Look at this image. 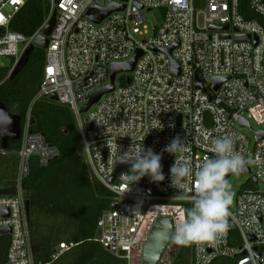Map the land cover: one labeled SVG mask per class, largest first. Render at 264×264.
<instances>
[{
    "label": "built area",
    "instance_id": "2783aa9c",
    "mask_svg": "<svg viewBox=\"0 0 264 264\" xmlns=\"http://www.w3.org/2000/svg\"><path fill=\"white\" fill-rule=\"evenodd\" d=\"M25 1L0 0V68L7 70V77L53 11L56 19L44 49L42 81L21 123L14 194L0 195V229L10 230L2 264H36L23 181L31 158L46 167L59 156L58 149L31 128L32 104L50 94L73 113L87 173L109 190L111 205L116 204L99 216L94 240L127 264H142V247L157 217H172L176 232V219L186 220L185 204L193 206L194 179L185 181L184 188L171 185L175 159L190 160L194 177L206 159L215 158L213 141L229 135L234 151L246 161V181L264 183V137L256 133L264 129L255 132L250 147L242 131L247 126L240 125L241 119L248 128L250 121L264 124V0H248L255 19L240 13L241 0H46L49 13L29 37L9 29ZM113 4L121 9L98 23L86 16H97ZM152 11L160 13L161 21L150 26L147 14ZM137 52L133 70L117 73L114 89L82 112L90 96L110 83L111 64L127 62ZM1 58L9 60L8 66ZM216 78L227 79L215 89ZM177 137L175 154L166 151ZM116 143L130 153L143 143L161 155V163L171 156L162 168L165 179L152 182L145 176L129 184L128 166L110 182L118 163L108 145ZM8 153L0 135V157ZM252 185L238 191L224 217L236 226L238 237L224 227L211 240L192 242V264H211L220 257L235 258L236 264H264V190ZM73 245L60 243L53 257ZM168 250L170 245L158 264H171Z\"/></svg>",
    "mask_w": 264,
    "mask_h": 264
},
{
    "label": "trees",
    "instance_id": "16d2710c",
    "mask_svg": "<svg viewBox=\"0 0 264 264\" xmlns=\"http://www.w3.org/2000/svg\"><path fill=\"white\" fill-rule=\"evenodd\" d=\"M239 11L247 19L258 18L248 9V0H241ZM48 13L46 0H26L12 16L9 29L29 37L43 24ZM44 64L45 50L35 47L13 79L7 77L5 68H0V101L10 112L20 115L22 123L42 81ZM120 83L125 84L123 77ZM31 116L34 119L31 128L42 133L59 151V156L46 167L31 158L29 175L23 181L25 198L29 201L27 220L35 263L127 264L126 259L109 254L94 240L97 220L110 208L112 195L87 173L79 153L80 138L73 113L67 106L42 97L32 104ZM18 148V141L9 142V153L0 157V184L15 179ZM191 207L185 204L186 213ZM224 225L231 237H238L232 222L224 219ZM62 242L74 245L53 257ZM8 243L9 236L0 235V264L5 260ZM177 246L176 243L171 249ZM192 254V242L180 245L171 264H192ZM211 264H236V259L220 257Z\"/></svg>",
    "mask_w": 264,
    "mask_h": 264
},
{
    "label": "clouds",
    "instance_id": "9594fccd",
    "mask_svg": "<svg viewBox=\"0 0 264 264\" xmlns=\"http://www.w3.org/2000/svg\"><path fill=\"white\" fill-rule=\"evenodd\" d=\"M8 123H11L10 119ZM142 139L144 141L145 137ZM179 144L180 138L177 137L166 146L165 150L175 154ZM108 146L116 157V164H130L129 172L126 174L127 183L132 184L145 176H148L152 182L165 179L161 155L151 148L145 149L143 143L139 151L133 149L131 153L129 150L122 152L117 143L115 146ZM211 150L215 153V158L206 159L199 166L194 177L191 161L188 159H175L170 167L171 185L184 188L185 181L194 179L196 194L192 198L193 206L186 213V220L181 222L175 232L174 239L177 244L186 245L194 241L211 240L225 226L224 217L232 198L225 176L228 173L239 174L243 171L246 161L234 151V140L229 135L216 138Z\"/></svg>",
    "mask_w": 264,
    "mask_h": 264
},
{
    "label": "water",
    "instance_id": "95a60500",
    "mask_svg": "<svg viewBox=\"0 0 264 264\" xmlns=\"http://www.w3.org/2000/svg\"><path fill=\"white\" fill-rule=\"evenodd\" d=\"M55 2H59V0H55ZM121 7L117 5H110L109 7L103 9L97 16H91L89 12L86 14L88 18H90L95 23L100 22L103 18H105L108 14H110L113 11L120 10ZM56 19V11H53L49 21L46 23V25L43 27L41 34H39L35 39L33 44H30L23 55L21 56L20 60L18 61L16 67L11 72L9 78L13 79L20 71L21 69L26 65L29 59L30 53L33 51L35 47H40L42 49H45L48 45V38L47 36L50 35ZM211 29H216L215 26H210ZM226 28V27H225ZM235 39L237 40H250V37L248 35H235ZM168 49V53H170L171 49ZM140 55L139 52H137L132 59H130L127 62L124 63H113L110 66V83L108 85H105L103 87L98 88L89 98L88 102L81 107V111L85 112L89 109V107L95 103L103 94L108 93L114 89V79L117 73L126 72L129 73L133 70L135 62ZM227 78H216L215 79V89L219 87V85L225 81ZM129 79H127V82ZM196 85L201 86L199 80L196 78ZM48 99L52 101H57V98L54 94H50L47 96ZM11 120V123H8V120ZM32 124H34V119L32 118ZM21 123L22 119L21 116L15 113L10 112L6 105L0 101V135L2 139V147L7 149L9 142H15L20 139L21 135ZM241 126H247L249 127V124L244 120H240ZM88 129H91V126L89 125L87 127ZM259 138L264 137V131H257ZM171 158V156H170ZM169 159H167L164 163H161L162 168H165L169 162ZM130 166V164L124 163H118V166L112 175L110 182H112L117 174L124 168ZM249 170L248 168L243 169L240 173H247ZM231 173H228L225 176V179L229 177ZM254 182L256 183L257 180L254 179ZM264 193V191H262ZM116 204L113 203L111 207H115ZM25 212L26 216L28 218L29 216V201L25 200ZM9 229H0L1 235H7L9 234ZM175 225L172 217H165V216H159L155 219L153 225L151 226V229L149 231L148 237L142 247V264H158L160 259L165 254L168 246L175 240ZM179 246V244H178ZM178 246L173 250L172 252H167L166 256L170 259L173 258V254L176 252ZM169 259V260H170Z\"/></svg>",
    "mask_w": 264,
    "mask_h": 264
},
{
    "label": "rangeland",
    "instance_id": "374dc122",
    "mask_svg": "<svg viewBox=\"0 0 264 264\" xmlns=\"http://www.w3.org/2000/svg\"><path fill=\"white\" fill-rule=\"evenodd\" d=\"M161 21V18H160V13L157 12V11H152V12H149L147 14V23L151 26V25H157L159 24ZM1 62L5 65V66H8L9 64V60L7 58H1ZM120 77V75H119ZM76 122V121H75ZM250 127L251 128H248V127H244L242 129L243 133L246 135V137L248 138L249 140V143H250V147L252 146L253 142H254V139H255V132L259 129H264V124L262 125H259V124H256L255 122L253 121H250ZM79 153H80V156H81V159L82 161L84 160V153L80 150L79 148ZM249 174L248 173H239V174H234L232 173L227 179H226V182L229 186V190L231 191V194H232V198H231V202L233 203L234 201V197L236 196V194L238 193V191H242L243 190V187L245 186H249L250 184V180L247 182L246 180L249 179ZM252 187H254L255 189H259V190H264V183L263 182H258V183H253ZM176 223L179 227V225L181 224V221L177 218L176 219ZM177 230V228H176ZM175 237V235H174ZM171 252V248L168 252V254ZM169 258L167 257L166 260H168Z\"/></svg>",
    "mask_w": 264,
    "mask_h": 264
},
{
    "label": "crops",
    "instance_id": "0c3cea01",
    "mask_svg": "<svg viewBox=\"0 0 264 264\" xmlns=\"http://www.w3.org/2000/svg\"><path fill=\"white\" fill-rule=\"evenodd\" d=\"M12 194H14V183H13V180L12 181L2 182L0 184V195H12ZM175 244H176V242L174 240L173 243L170 244V247L173 248V245H175ZM178 249H179V247L177 248V250ZM177 250H176V252H177ZM172 251L173 250H171V252ZM175 253L173 254V257L175 255Z\"/></svg>",
    "mask_w": 264,
    "mask_h": 264
},
{
    "label": "bare ground",
    "instance_id": "6f19581e",
    "mask_svg": "<svg viewBox=\"0 0 264 264\" xmlns=\"http://www.w3.org/2000/svg\"><path fill=\"white\" fill-rule=\"evenodd\" d=\"M176 228H178V225H177V223H176ZM173 243V242H172ZM174 246V245H173ZM171 248V247H170Z\"/></svg>",
    "mask_w": 264,
    "mask_h": 264
},
{
    "label": "snow or ice",
    "instance_id": "6c2138e0",
    "mask_svg": "<svg viewBox=\"0 0 264 264\" xmlns=\"http://www.w3.org/2000/svg\"><path fill=\"white\" fill-rule=\"evenodd\" d=\"M49 71H51V70H49Z\"/></svg>",
    "mask_w": 264,
    "mask_h": 264
}]
</instances>
